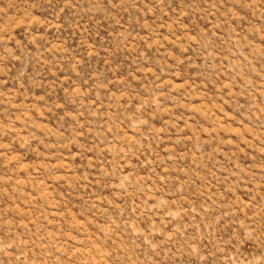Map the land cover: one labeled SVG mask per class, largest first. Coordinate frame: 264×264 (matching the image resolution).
I'll return each mask as SVG.
<instances>
[{
	"label": "rangeland",
	"instance_id": "obj_1",
	"mask_svg": "<svg viewBox=\"0 0 264 264\" xmlns=\"http://www.w3.org/2000/svg\"><path fill=\"white\" fill-rule=\"evenodd\" d=\"M0 264H264V0H0Z\"/></svg>",
	"mask_w": 264,
	"mask_h": 264
}]
</instances>
